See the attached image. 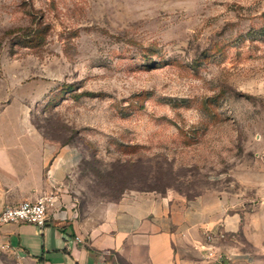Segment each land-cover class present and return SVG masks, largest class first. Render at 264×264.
I'll list each match as a JSON object with an SVG mask.
<instances>
[{"label":"rangeland","instance_id":"374dc122","mask_svg":"<svg viewBox=\"0 0 264 264\" xmlns=\"http://www.w3.org/2000/svg\"><path fill=\"white\" fill-rule=\"evenodd\" d=\"M12 100L82 151V202L237 197L241 230L211 239L222 263L264 264V0H0V112Z\"/></svg>","mask_w":264,"mask_h":264},{"label":"crops","instance_id":"0c3cea01","mask_svg":"<svg viewBox=\"0 0 264 264\" xmlns=\"http://www.w3.org/2000/svg\"><path fill=\"white\" fill-rule=\"evenodd\" d=\"M20 113L13 100L0 112V208L43 197H55L56 205L43 231L0 229V264H226L225 241L211 237L241 230L237 197L129 192L84 203L67 182L82 151L45 140Z\"/></svg>","mask_w":264,"mask_h":264},{"label":"built area","instance_id":"2783aa9c","mask_svg":"<svg viewBox=\"0 0 264 264\" xmlns=\"http://www.w3.org/2000/svg\"><path fill=\"white\" fill-rule=\"evenodd\" d=\"M55 205V197H43L37 202H24L16 206L0 208V229L10 224H27L43 231L49 220V209ZM59 212L63 218L66 217V211Z\"/></svg>","mask_w":264,"mask_h":264}]
</instances>
